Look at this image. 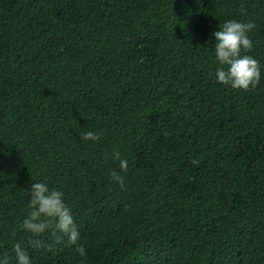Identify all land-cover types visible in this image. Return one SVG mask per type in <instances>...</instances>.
Masks as SVG:
<instances>
[{"label":"trees","instance_id":"trees-1","mask_svg":"<svg viewBox=\"0 0 264 264\" xmlns=\"http://www.w3.org/2000/svg\"><path fill=\"white\" fill-rule=\"evenodd\" d=\"M228 19L254 24L247 89L214 76ZM33 181L62 191L83 256L54 221L20 227ZM16 243L31 264H264V0H0L6 264Z\"/></svg>","mask_w":264,"mask_h":264},{"label":"clouds","instance_id":"clouds-1","mask_svg":"<svg viewBox=\"0 0 264 264\" xmlns=\"http://www.w3.org/2000/svg\"><path fill=\"white\" fill-rule=\"evenodd\" d=\"M253 27L252 21L228 19L222 24L219 23L218 29L211 33V38H214V53L217 62L214 72L217 82L240 89H247L257 83L260 77L258 61L251 55L242 54V50L246 52L252 47L247 33ZM79 135L81 140L95 141L99 139V133L90 130L81 131ZM111 155L113 159L119 160L120 169L126 170L127 162L120 159V153L113 151ZM111 176L123 187V176L116 172H112ZM28 191L29 212L20 227L38 236L54 221L55 230L63 233L67 237L68 243L76 245V251L83 256L85 248L82 244L77 243L80 233L69 207L64 203L62 191L50 188L42 181H33ZM32 243L35 247L40 246L39 240H33ZM13 249L16 264H31L29 255L19 243L14 244ZM0 264H6V260L0 259Z\"/></svg>","mask_w":264,"mask_h":264}]
</instances>
